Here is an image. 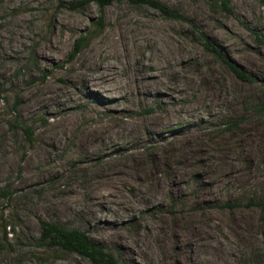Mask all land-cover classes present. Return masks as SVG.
Segmentation results:
<instances>
[{
    "label": "rangeland",
    "instance_id": "1",
    "mask_svg": "<svg viewBox=\"0 0 264 264\" xmlns=\"http://www.w3.org/2000/svg\"><path fill=\"white\" fill-rule=\"evenodd\" d=\"M158 1L182 19L128 0L102 11L97 0H0V192H10L0 200V264H94L38 246L41 221L86 232L119 264H175L156 238L142 236L152 224L207 212L264 214V5L230 0L226 11L210 0ZM101 16L99 34L74 52ZM113 33L123 58L104 55ZM224 58L256 80L240 78ZM87 59L88 74L111 63L115 80L90 88L71 80ZM160 79L158 88L142 89ZM151 118L160 120L154 129ZM91 132L106 140L86 152L78 141ZM49 136L58 141L47 143ZM168 165L183 169L180 190L147 202L141 192L169 178ZM114 167L142 175L123 184L136 204L123 213L110 195L102 206L92 203L101 202L97 188L109 181L99 170L107 176ZM208 184L216 192L198 201ZM233 264H264V241L238 252Z\"/></svg>",
    "mask_w": 264,
    "mask_h": 264
},
{
    "label": "bare ground",
    "instance_id": "2",
    "mask_svg": "<svg viewBox=\"0 0 264 264\" xmlns=\"http://www.w3.org/2000/svg\"><path fill=\"white\" fill-rule=\"evenodd\" d=\"M102 49L106 57L115 55L124 57V51L120 48L119 39L115 33L109 36V40L105 42ZM89 67V59H87L85 62H82L81 67L76 72V76H73L71 80L74 81V79L80 78L89 88L99 83L108 85L111 81L115 80L114 76L110 73L113 69L111 63H107L102 67L91 68L90 74L85 71ZM156 77L155 74L152 75L151 80H156ZM151 80H147L142 89L158 88V86L162 85V80L160 79L156 83L157 85H155L157 87H154ZM119 81H117V85L119 89H123L124 85L119 83ZM159 123L160 120L151 118L147 128L154 129ZM60 125H63V122ZM133 129L138 132L139 126L133 125ZM120 135L121 131L111 136L120 137ZM104 140L106 138L101 132L97 134L91 132L88 136L80 137L78 146L86 152H91L96 147V142ZM45 141L47 143H56L58 136H49ZM110 166L112 167L113 164H110ZM222 166H225L227 170L232 168L230 161L225 162ZM167 168H169V178L153 180L149 184L153 188L151 194L141 192V195H145L147 202H160L162 201V193L178 192L180 190V177L183 169L177 170L170 165ZM113 170L116 171H112L107 176H104L100 172L102 170H99V178L109 181L101 183L99 188H97L98 196L101 199L102 196L110 195L113 198L112 202L114 203L115 213H123L125 210L136 206V204L131 203L124 193L121 192L122 186L130 182L129 180L138 179L142 175L134 173L131 169H128L126 172V170L120 167H114ZM145 173H148V170ZM216 190V187L208 184L202 191L196 194V198L198 201L210 200V197L214 195ZM98 200L97 203L94 201L92 203L100 204L101 206L107 203L105 199H101L100 203H98ZM142 236L156 238L160 246L174 259L175 264H198L200 261H208L212 264H233L238 252L248 247H254L258 239L264 241V214L255 218V216L249 213H235L232 217L224 218L221 215L207 212L205 218L196 220L186 217L182 220L177 219L174 222L154 223L149 227L148 232L143 231Z\"/></svg>",
    "mask_w": 264,
    "mask_h": 264
},
{
    "label": "trees",
    "instance_id": "3",
    "mask_svg": "<svg viewBox=\"0 0 264 264\" xmlns=\"http://www.w3.org/2000/svg\"><path fill=\"white\" fill-rule=\"evenodd\" d=\"M101 11L110 4L113 0H97ZM132 4H145L153 6L159 9L163 14H166L175 19H182V16L175 12L172 9H169L166 5L160 3L158 0H128ZM264 5V0H261ZM212 5H221L226 11H231V2L230 0H210ZM98 27L96 30L91 32H86L84 35L80 36L75 41L74 52H79L81 48L87 43V40L91 35H98L100 30L103 28V17L101 16L99 22L97 23ZM202 37L206 41V46L211 51L215 52L219 56L223 58L220 54L219 49L215 44L211 42V40L203 33H201ZM261 41L264 42V36H258ZM225 59V58H224ZM225 61L230 66L232 70L242 79L246 81H255L256 78L251 75L243 72L235 65ZM264 109V105H263ZM25 134L30 139L32 135V131L30 128H23ZM10 196V192L7 190L0 192V200L3 198H7ZM42 233L41 236L36 240L38 246H48L51 248H59L67 252L76 253L84 258L89 259L94 264H119L118 260L112 253L106 251L104 246H100L95 243L89 235L76 228H68L67 226L58 223V222H50V221H41Z\"/></svg>",
    "mask_w": 264,
    "mask_h": 264
}]
</instances>
